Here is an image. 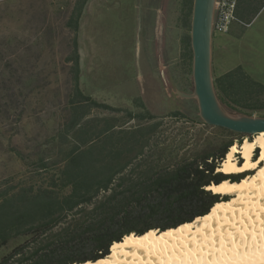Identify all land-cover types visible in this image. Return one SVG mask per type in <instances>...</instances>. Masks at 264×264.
<instances>
[{"label": "trees", "instance_id": "obj_1", "mask_svg": "<svg viewBox=\"0 0 264 264\" xmlns=\"http://www.w3.org/2000/svg\"><path fill=\"white\" fill-rule=\"evenodd\" d=\"M193 1L189 0L190 31ZM87 2L77 0L67 22L74 33L73 51L67 57L74 87L70 115L54 137L59 161L42 159L35 178L11 176L0 187V249L8 248L0 264L97 261L127 235L164 231L202 217L228 199L207 189L209 185L238 182L250 173L226 174L218 167L235 142L241 145L243 138L252 140L251 135L209 125L191 111L187 116L177 108L173 116L159 117L126 110V121L138 124L116 131L114 120L106 119L98 132L87 129L93 108L123 111L81 87L79 35ZM253 6L254 0L238 1V22H251ZM189 45L192 66L191 39ZM214 84L230 112L252 115L244 109L256 111L264 105V83L240 65L214 76ZM165 119L201 126L203 131L214 128L219 136L215 140L203 137V132L189 136L175 124L176 129L169 130Z\"/></svg>", "mask_w": 264, "mask_h": 264}, {"label": "rangeland", "instance_id": "obj_2", "mask_svg": "<svg viewBox=\"0 0 264 264\" xmlns=\"http://www.w3.org/2000/svg\"><path fill=\"white\" fill-rule=\"evenodd\" d=\"M76 2L0 0V187L6 186L5 179L11 176L35 178L42 159L55 162L60 157L54 137L71 112L74 81L67 57L73 51L74 33L67 22ZM139 2L88 0L84 9L79 37L89 55L84 70L82 67L81 87L93 98L123 109L93 108L87 126L91 133L98 132L106 119L114 120L116 131L138 124L137 120L126 121V110L135 114L147 111L159 117L173 116L177 108L187 116L199 114L195 99H170L161 75L149 72L150 44L145 22L140 20L145 1L141 0L140 6ZM252 9L256 14L250 23L232 26L230 31L236 37L231 32L214 34L229 41L221 56L212 48L213 76L240 65L254 80L264 83V0H254ZM192 79L191 75V89ZM261 97L264 104V94ZM244 111L264 116V105L256 111ZM164 123L165 128L178 126V131L189 136L202 132L210 140L219 136L214 128L203 131L201 126L170 119ZM256 151L258 154L259 149ZM236 158L239 163L243 160L240 153ZM7 250L0 249V257Z\"/></svg>", "mask_w": 264, "mask_h": 264}, {"label": "bare ground", "instance_id": "obj_3", "mask_svg": "<svg viewBox=\"0 0 264 264\" xmlns=\"http://www.w3.org/2000/svg\"><path fill=\"white\" fill-rule=\"evenodd\" d=\"M218 170L254 172L238 182L209 185L207 189L230 198L202 217L164 231L127 235L112 244L106 257L81 264H251L264 259V131L232 145Z\"/></svg>", "mask_w": 264, "mask_h": 264}, {"label": "crops", "instance_id": "obj_4", "mask_svg": "<svg viewBox=\"0 0 264 264\" xmlns=\"http://www.w3.org/2000/svg\"><path fill=\"white\" fill-rule=\"evenodd\" d=\"M144 1L145 4L140 12V20H144L145 22V29L148 34L147 40H149L148 44H150L147 50L148 64L150 65L149 72L151 74L158 73L161 75V82L166 89L165 94L170 99L181 98L177 94V90L183 92H191L193 90V88L191 89L192 66L189 45V0ZM139 3L140 6L141 0ZM231 33L235 37L237 36L235 32L232 31ZM228 41L223 36H218V38L213 37L212 48L214 54L221 56L225 51ZM79 51L81 56V70L82 67L84 70L89 51L86 49L85 52L83 41L80 37ZM233 67H230V69ZM226 71L223 70L221 74Z\"/></svg>", "mask_w": 264, "mask_h": 264}, {"label": "water", "instance_id": "obj_5", "mask_svg": "<svg viewBox=\"0 0 264 264\" xmlns=\"http://www.w3.org/2000/svg\"><path fill=\"white\" fill-rule=\"evenodd\" d=\"M215 3L216 0L193 1L190 31L193 90L191 92L177 90V94L181 98H192L197 101L199 115L205 123L236 133L255 135L264 131V116L231 113L217 95L212 70ZM251 264H264V259Z\"/></svg>", "mask_w": 264, "mask_h": 264}, {"label": "built area", "instance_id": "obj_6", "mask_svg": "<svg viewBox=\"0 0 264 264\" xmlns=\"http://www.w3.org/2000/svg\"><path fill=\"white\" fill-rule=\"evenodd\" d=\"M238 0H216L213 20L214 34L229 33L237 18Z\"/></svg>", "mask_w": 264, "mask_h": 264}]
</instances>
